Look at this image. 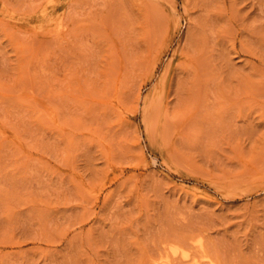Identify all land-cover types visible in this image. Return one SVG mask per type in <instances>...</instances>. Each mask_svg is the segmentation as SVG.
Wrapping results in <instances>:
<instances>
[{"label": "rangeland", "instance_id": "rangeland-1", "mask_svg": "<svg viewBox=\"0 0 264 264\" xmlns=\"http://www.w3.org/2000/svg\"><path fill=\"white\" fill-rule=\"evenodd\" d=\"M0 264H264V0H0Z\"/></svg>", "mask_w": 264, "mask_h": 264}, {"label": "bare ground", "instance_id": "bare-ground-1", "mask_svg": "<svg viewBox=\"0 0 264 264\" xmlns=\"http://www.w3.org/2000/svg\"><path fill=\"white\" fill-rule=\"evenodd\" d=\"M180 249V248H179ZM185 256V255H184ZM166 261V260H165ZM164 262V261H163Z\"/></svg>", "mask_w": 264, "mask_h": 264}]
</instances>
